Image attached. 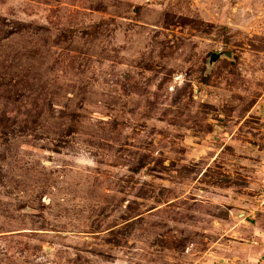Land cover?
I'll return each mask as SVG.
<instances>
[{"label":"rangeland","instance_id":"374dc122","mask_svg":"<svg viewBox=\"0 0 264 264\" xmlns=\"http://www.w3.org/2000/svg\"><path fill=\"white\" fill-rule=\"evenodd\" d=\"M0 264H264V0H0Z\"/></svg>","mask_w":264,"mask_h":264},{"label":"water","instance_id":"95a60500","mask_svg":"<svg viewBox=\"0 0 264 264\" xmlns=\"http://www.w3.org/2000/svg\"><path fill=\"white\" fill-rule=\"evenodd\" d=\"M213 56H215L217 58V55H213Z\"/></svg>","mask_w":264,"mask_h":264}]
</instances>
